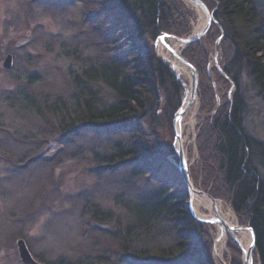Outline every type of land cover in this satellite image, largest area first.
Masks as SVG:
<instances>
[{
    "label": "rangeland",
    "instance_id": "rangeland-1",
    "mask_svg": "<svg viewBox=\"0 0 264 264\" xmlns=\"http://www.w3.org/2000/svg\"><path fill=\"white\" fill-rule=\"evenodd\" d=\"M180 1L187 31L171 35L188 39L207 26V13L190 0ZM202 1L209 14L214 15L216 3ZM98 2L0 0V264H25L20 258L17 239L25 241L38 264H78L82 260L84 264H147L125 258L112 263L117 254L108 248L113 250L114 246L118 250L112 239L118 235L119 227L116 223L97 220L95 211L101 217L105 214L122 217L128 202L156 194L165 183L173 182L176 175L173 166H179V140L183 141L192 188L228 207L237 226L249 227L224 194L214 197L211 191V188L225 191L217 171L213 152L215 134L211 126L218 114L230 110L237 87L219 71L232 52L225 44L218 21L210 22L196 46L184 47L181 43L177 50L169 49L163 41H156L166 32L149 41L156 59L168 62L166 65L180 84V107L186 108L176 125L172 119L171 126L166 120L157 126L161 138L172 147L173 155L168 161L156 162L154 174L135 176L129 166L112 170L96 156L97 151L105 152L114 143L130 139L127 133L88 128L52 132L51 126L58 117L62 123L65 118L59 113L54 117L56 114L52 115L50 109L72 104V98L76 97L72 75L87 69L95 58L104 54L112 58L116 53L109 20L98 11ZM191 47V52H195L197 59L205 60V64L201 72L197 71L198 90L189 103L191 77L177 72L170 59H177L174 51L183 55ZM8 55L12 56L11 67L4 65ZM243 79L248 104L244 128L249 137L258 141V147L264 148L263 98L256 94L246 77ZM163 101L162 98L160 113L164 109ZM29 102L36 104L37 109L28 107ZM42 103L45 105L40 106ZM178 125L179 140L175 139ZM186 191L189 208L197 218L204 219L193 209L192 192L187 185ZM199 212L211 215L201 223L210 235L214 264H222L215 255L222 228L226 229L223 262L232 264L234 258H239L243 264L246 246L242 243L248 239L242 238L241 233L251 237V232L245 228L230 233L219 215L202 206ZM218 218L222 223L216 222ZM250 243L254 244L253 264H260L255 241Z\"/></svg>",
    "mask_w": 264,
    "mask_h": 264
},
{
    "label": "trees",
    "instance_id": "trees-1",
    "mask_svg": "<svg viewBox=\"0 0 264 264\" xmlns=\"http://www.w3.org/2000/svg\"><path fill=\"white\" fill-rule=\"evenodd\" d=\"M98 1V11L109 20L116 53L112 58L108 54L97 57L87 69L72 75L76 97L72 98V104L50 109L52 115L56 114L54 117L59 113L66 119L62 123L58 117L51 126L52 132L88 128L127 133L130 139L114 143L105 152L97 151L96 156L112 170L129 166L135 176L154 174L155 163L168 161L173 155L172 147L161 138L157 126L165 120L171 126L180 107L181 89L169 67L156 59L149 41L161 32L182 35L187 31L183 3ZM212 1L216 3L214 17L222 26L225 44L232 52L223 70L237 87L230 110L218 114L211 126L217 171L225 188L221 192L220 188L211 191L214 197L224 194L238 216L244 217L253 229L256 253L260 264H264V148L258 147V141L249 137L244 128L248 104L243 89L246 77L264 103V0ZM192 49L183 54L201 72L205 60L197 59ZM162 98L163 114L159 112ZM28 107L37 109L32 102ZM173 167L176 169L173 182L165 183L156 194L128 202L122 217L109 218L107 214L101 217L95 211L97 220L119 227L112 240L120 252L114 246L113 250L108 248L117 254L112 263L125 258L147 264H214L210 235L187 206L186 182L179 169ZM86 211L87 207L85 215ZM84 263L82 260L78 264ZM232 264H240L239 258H234Z\"/></svg>",
    "mask_w": 264,
    "mask_h": 264
},
{
    "label": "water",
    "instance_id": "water-1",
    "mask_svg": "<svg viewBox=\"0 0 264 264\" xmlns=\"http://www.w3.org/2000/svg\"><path fill=\"white\" fill-rule=\"evenodd\" d=\"M192 3H195L197 5H199L206 13L207 15L209 16V20H208V23H207V26L202 30V32L196 36H193L191 38H188V39H184V38H180V37H177V36H174V35H171V34H166V33H163L161 35H159L156 39V41H162V39L164 37H170V38H174L175 41H179L181 43H184V44H189L195 40H198L205 32L206 30L208 29L209 25H210V22L211 21H215L213 15L209 14V11L207 9V7L204 5V3L202 2V0H190ZM174 54L182 61V63L184 65H186L188 68L191 69V75L193 76V81H192V91H191V96L189 98V103L191 102V100L196 96L197 94V90H198V84H199V77H198V72L196 70V68L194 66H192L191 63H189L181 54L179 53H176L174 51ZM161 62L167 64L168 62L162 60V59H159ZM4 65L6 67H11L12 65V56L11 55H8L5 59V63ZM186 108L185 107H180L177 112L174 114V118H173V123L174 125H176L181 116L183 115V113L185 112ZM180 138V134L176 131L175 132V139H178L179 140ZM177 155H178V159H179V166H178V169L180 171V173L182 174L185 182H186V185L187 187L190 189V192H192V186H191V183H190V177H189V173H188V168H187V164H186V160L184 158V156L182 155V148H178L177 149ZM205 194V193H203ZM207 196H209L211 198V200L215 201V199L208 195V194H205ZM195 216V215H194ZM196 217V216H195ZM197 218V217H196ZM199 219V218H197ZM200 221H205L204 219H199ZM216 222H220L222 223V220L221 219H217ZM248 229L250 232H251V237H252V240L255 241V234H254V231L251 227H244V226H236L234 227L233 229L236 230V231H239V230H243V229ZM17 245H18V248H19V254H20V258L22 259V261L25 263V264H38V262L35 260V258L33 257L32 253L30 252L28 246L26 245L25 241L23 239H18L17 240ZM254 244H251L250 248L245 251V261L243 264H252L251 262V257H252V253H253V246Z\"/></svg>",
    "mask_w": 264,
    "mask_h": 264
},
{
    "label": "bare ground",
    "instance_id": "bare-ground-1",
    "mask_svg": "<svg viewBox=\"0 0 264 264\" xmlns=\"http://www.w3.org/2000/svg\"><path fill=\"white\" fill-rule=\"evenodd\" d=\"M213 17H214V15H213ZM206 18H207V20H206V22H207L209 20V16L207 15ZM214 19H215V17H214ZM214 22H216V19H215ZM191 37H189V38H191ZM162 41H163L164 44H166L167 47H169V49H172V50L173 49L174 50H177L178 46L181 44V42L174 41V39L173 38H170V37L163 38ZM195 42H197V40H195V41H193V42H191L189 44H185L184 47H187L188 45L193 44ZM176 58L177 59H174V58L170 59L169 58L170 59V63L174 66L175 70L177 72H179L180 74H187V75L189 74L190 77H191V80L193 81V76L191 75V69L188 68L186 65H184L182 63V61L177 56H176ZM189 63H191V62H189ZM192 66H194V65L192 64ZM219 71H220V73H222V75L224 76V78L228 79L229 82L231 84H233V82L225 74V72H224V70L222 68H219ZM191 87H192V82H191ZM189 89H190L189 86L186 84V90L189 91ZM189 94L191 96V92ZM177 130H178V133L181 134V129H180V126L179 125H178ZM178 148L179 149L182 148V150H183L182 151V155L184 156L185 160L187 161L186 156H185V152H184V148H183V141L182 140H179L178 141ZM192 201H193V209L198 213V216L204 218V220L206 218L211 217V215H205L203 213H200L199 212V208L201 206L204 207V208H206V209H208L211 213H213V214L215 213V214L219 215L221 217V219H223V222L225 223V228H227L228 229L227 231H229L230 233H232L233 232V228L237 226L236 223L233 221V217H232L233 215H232V213H231V211H230V209L228 207H225L223 204H221L218 201L211 200L210 198L206 197V195L201 194V192L198 189L192 188ZM192 214H193V212H192ZM193 216H194V214H193ZM241 236H242V238L243 237H247V239H248L247 243L246 242H243L242 243V245L246 246L245 251H247L250 248V246H251L250 241L252 239L250 237V234H248V233H241ZM225 238H226V229L222 228L219 231V238L217 239L216 246H215V255H216V257L219 259V261L222 264H225L223 262V259H222V256H221V254H222L221 253L222 252V247L224 245ZM251 261H252L251 263L253 264V260L252 259H251Z\"/></svg>",
    "mask_w": 264,
    "mask_h": 264
}]
</instances>
